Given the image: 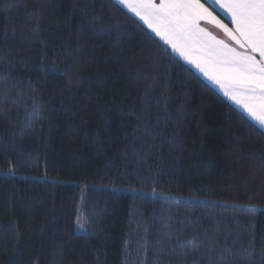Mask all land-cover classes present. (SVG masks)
Listing matches in <instances>:
<instances>
[{"label":"trees","instance_id":"obj_1","mask_svg":"<svg viewBox=\"0 0 264 264\" xmlns=\"http://www.w3.org/2000/svg\"><path fill=\"white\" fill-rule=\"evenodd\" d=\"M114 5L0 0V95L38 101L0 107V264H154L166 223L264 264V130Z\"/></svg>","mask_w":264,"mask_h":264},{"label":"snow or ice","instance_id":"obj_2","mask_svg":"<svg viewBox=\"0 0 264 264\" xmlns=\"http://www.w3.org/2000/svg\"><path fill=\"white\" fill-rule=\"evenodd\" d=\"M115 5L122 6L131 16L141 21L148 30L159 37L175 57L190 65V69L194 68L210 84L219 88L228 100L242 109L250 122L264 130V0H115ZM215 9L224 13L231 27L213 15ZM201 20L214 22L230 42L217 39L202 28ZM33 27L38 29V22ZM5 31L7 32V29ZM35 35H39L38 31ZM53 70L58 71L59 66L54 65ZM155 79L153 77V80ZM21 83L23 81L20 79L4 77L0 107L5 112L9 110V104H20L23 97L29 93L33 94L32 106L35 111L38 101L32 81H27V92L21 89L14 96L9 95L11 86ZM150 87V84L146 85V89ZM167 92L165 87L160 93L161 97H166ZM250 210L255 211V208L250 207ZM75 224L81 230L90 227L89 221L82 215L77 216ZM164 227L168 231L158 242L160 246L152 253L156 258L154 264H161L160 256L168 255L169 252L182 264H188L189 258L191 264H198V260L205 253L208 254L209 260L212 259L211 253L217 243H211L210 248H205V241L195 235L184 241L181 239V232H172L170 223H166ZM144 232L143 243L138 251L146 262L149 242L147 229ZM238 239L241 245L239 259H225L232 257V250L226 247L222 250V264H250L252 254L256 250L255 245L249 242L248 247L244 248L242 238ZM254 239L253 237V241ZM165 241L172 243L166 244ZM125 251L127 253L128 249Z\"/></svg>","mask_w":264,"mask_h":264},{"label":"crops","instance_id":"obj_3","mask_svg":"<svg viewBox=\"0 0 264 264\" xmlns=\"http://www.w3.org/2000/svg\"><path fill=\"white\" fill-rule=\"evenodd\" d=\"M213 15L218 19L223 21L226 24H229V27H231V24L228 21V18L224 15L223 12H221L219 9H215L213 11ZM200 26L202 28H205L209 33H211L212 35L216 36L217 39H222L225 42H230L227 35L223 32V30L221 28H219L214 22L209 21V20H201L200 21ZM154 34V33H153ZM158 37V36H157ZM159 38V37H158ZM194 69V68H193ZM195 70V69H194ZM196 71V70H195ZM197 72V71H196ZM199 73V72H197ZM200 74V73H199ZM201 75V74H200ZM204 79L205 77L203 75H201ZM208 83L209 81L207 79H205ZM210 84V83H209ZM212 85V84H211ZM213 86V85H212ZM219 93L223 95V93L220 91L219 88L213 86ZM225 97V96H224ZM226 98V97H225ZM227 99V98H226ZM228 100V99H227ZM230 101V100H228ZM231 102V101H230ZM232 103V102H231ZM233 104V103H232ZM235 105V104H234ZM236 106V105H235ZM237 107V106H236ZM238 109H240L242 111L241 108L237 107Z\"/></svg>","mask_w":264,"mask_h":264},{"label":"rangeland","instance_id":"obj_4","mask_svg":"<svg viewBox=\"0 0 264 264\" xmlns=\"http://www.w3.org/2000/svg\"><path fill=\"white\" fill-rule=\"evenodd\" d=\"M234 105V104H233Z\"/></svg>","mask_w":264,"mask_h":264}]
</instances>
